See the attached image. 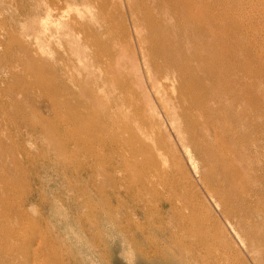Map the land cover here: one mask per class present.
<instances>
[{
  "label": "rangeland",
  "instance_id": "rangeland-1",
  "mask_svg": "<svg viewBox=\"0 0 264 264\" xmlns=\"http://www.w3.org/2000/svg\"><path fill=\"white\" fill-rule=\"evenodd\" d=\"M215 1L221 4L215 7L218 16L226 2ZM228 2L232 14L249 15L239 28L231 27L224 45L229 51L216 46V52L229 53L216 63L219 78L204 79L203 92L216 98L197 108L194 99L184 100L197 121L204 120L205 106L223 119V124L218 119L220 148L226 149L227 128L248 135L228 157L251 163L259 154L264 162V10L256 0ZM172 3L0 0V264H222L218 253L227 255V264H264L251 248L257 245L254 235L264 236V166L246 168L249 185L262 180L263 193L253 204L255 214L241 218L243 237L230 225L236 219L228 216V222L204 186L213 181L216 163L204 156L192 121L183 111L182 121L169 118L172 88L154 96L148 86L143 58L157 60L153 37L162 23L182 30L184 46L202 45L204 57L215 51L209 38L183 19V6L182 23L176 21ZM61 16L71 23V36L58 32ZM117 68L128 79L127 90L114 74ZM70 95L73 99L65 98ZM79 96L100 101L75 106ZM81 105L109 111L116 120L117 114L121 121L134 119L128 128L138 132V140L119 135L104 147L91 143L89 150L79 149L64 131L76 128L70 116ZM132 105L139 110L131 111ZM92 131L89 125L82 129L85 135ZM141 145L146 149L134 156L132 148ZM208 246L218 253L200 248ZM187 247L199 248L182 262Z\"/></svg>",
  "mask_w": 264,
  "mask_h": 264
},
{
  "label": "bare ground",
  "instance_id": "bare-ground-1",
  "mask_svg": "<svg viewBox=\"0 0 264 264\" xmlns=\"http://www.w3.org/2000/svg\"><path fill=\"white\" fill-rule=\"evenodd\" d=\"M171 1L173 2L172 4H173L174 9H176L179 12L178 16L176 17V21H179V23H182V8L184 7L185 11H183L184 12V15H183L184 18L183 19L187 20L188 22L192 21L193 26H195V30L198 33L202 34L205 38H209V40H207V43L210 41L209 45L214 46L215 51H214V53H211V54H208L205 56V57L209 58V63L206 64L205 57L199 52L200 46H202V45H199L198 42H194V43L190 42V44H188L187 46H184L182 44V30L180 29L179 31H177L173 25H168V24L165 25L164 23H162L161 25L158 26L157 34H155L153 37V39H154L153 41L155 43L157 42V48H159V50L157 51L156 56H155L157 58V60H154L150 56H149L150 58L148 56H144V58L142 57L143 58V66H144V70H145V74H146L145 77H146L148 86L150 88V91L154 96L160 95L161 91L165 90L168 87L172 88L173 93H174V98L170 99L169 101L174 107L173 108L174 112L172 114H170L169 118H171L172 121H176L177 118L180 119V121H182V111H183V117L187 120L192 121L193 126L196 128L195 129L196 134L194 137L197 140H199L204 156L205 157L210 156L213 160H215V163H216L215 164V171L213 172V174H214L213 181L212 182L205 181L204 186L206 187V189H208L213 194V199L215 201V205L217 206V210H221V212L226 216V218L228 216H233V218L236 220L231 222L230 225L232 226V228L234 229L235 232H237L241 236L245 237L246 236L245 227L243 226V224H240L242 222L241 218H244L246 215H249V214H255V210H253V204L255 205L256 197H259L261 195V193H263V187L261 188V181L262 180L260 181V183H258L259 182L258 180H257L258 182H256V181L254 182L256 184L258 183L257 186L249 185L248 175H247L248 173L246 171V168H247V166H249L248 170L253 168V167L255 169L256 168L260 169L261 165L264 166V162L262 161V159L261 160L259 159V154H255L254 158H256V159L252 160L251 163L246 158H244V159L238 158L237 159L236 157H231V158L228 157V153H229V155H232V154H235L238 152V147H239V145L241 146V143L243 141L242 139H245V138L247 139L248 135H246L245 132L240 134L239 130L236 132L235 129H232L233 126L230 128H227L224 131V133L226 135V139H224L225 144H226L225 148L227 150L220 148L219 145H220L222 140L219 137L220 134L218 133V130L220 128V125L223 124L222 123L223 119L220 120L218 113L209 109L208 106H205L204 108H202L203 109V115L205 117L204 120L203 121H197V119L190 117L191 116L190 112H191L192 108H191V105L188 106V104L186 103V100H184V98L187 96L189 98L194 99V103H193L194 107L193 108H195V107L197 108V104L200 106L201 105L204 106V105H206V102H208L210 100H214V98H216L215 93L208 91L206 94L205 92H203L204 79L207 77H210L213 79L219 78L220 71L215 69L216 63L219 62V60H222L223 58L226 59V54L227 55L229 54L228 53L229 47L226 48L224 46L225 45V39H226L227 35L229 34V32L232 33V31H233L232 28L237 29V27L239 28V26L243 25L244 21H246L248 15H249V12L247 14L244 11H241V12H238L237 14H232V8H231V5H229L228 0H225L226 3L223 4V8H224L225 12L222 14H219L218 16H217V14H218L217 12H219V11H215V7H218V6L220 7L221 4L218 3V5H217L215 0H171ZM256 1H257V4L260 6V9L262 7V9L264 10V0H256ZM222 3H224V2H222ZM252 16H253V14H252ZM261 17H263V16H261ZM261 17H259V18H261ZM63 19H64L63 16H61L59 19L56 20L57 22L60 21V22H58L59 24L56 22H55L56 24L54 23L55 25H57L56 27H58V28L61 25L60 26L61 30L59 29L58 32L61 34L62 38L71 36L70 35L71 32L69 33V31L72 30L71 25H70L71 23H69V22L66 23V20H63ZM75 21H76V19H75ZM252 21H254V20H252ZM166 22H168V21H166ZM192 22H191V24H192ZM247 24H246V26H247ZM248 25L250 26V24H248ZM53 28H55V27L53 26ZM42 29H44V27ZM42 29H39V30H42ZM244 29L247 31L249 29V27L244 28ZM56 30H57V28H56ZM250 30H252V29L250 28ZM255 30H256V28H255ZM43 32H45V31H42V33ZM43 35H44V33H43ZM244 37H245V35H244ZM39 38H41V35ZM228 38H230V37H228ZM70 40H71V42L68 40L70 42V44L73 43V41H75V40H72V38ZM69 42H68V44H69ZM87 44L89 45L88 42H87ZM76 45H78V44H76ZM218 45H220L223 48L228 49V51H224L223 49H221V51L216 52L217 51L216 46H218ZM218 50H219V48H218ZM82 52H83V50H82ZM215 52H216V54H215ZM241 55H243V54H241ZM30 58H31V56H30ZM133 60H135V59H133ZM236 60H238V58ZM79 63H81V62H79ZM119 65H120V63L118 64V66ZM82 68H83V66H82ZM84 68H85V66H84ZM86 68H88V67H86ZM140 68H141V66H140ZM120 69L117 68V72L115 73L114 70H113V72H114L115 76L121 80V83H122L121 86L127 90V88L130 87L128 85V82H127L128 79H127V77H123L122 70H120ZM33 70H35V69H33ZM224 70H225V68H224ZM228 72H229L228 69H226L225 73L224 72L223 73H224V75H226V74H228ZM85 73H88V72H85ZM91 73H93V72H91ZM111 75H113V73H111ZM60 78H62V77H60ZM107 78H108V76H107ZM110 78H109V80H111ZM109 80L107 79L106 81H109ZM61 82L63 83V81H61ZM64 83H66V82H64ZM68 84H69V82H68ZM74 84H75V82H74ZM110 85H112V84H110ZM76 86H77V84H75L74 87H76ZM116 87H115V89H116ZM88 88H90V87H88ZM118 89H119V87H118ZM118 89H116V90H118ZM57 90H58V88H57ZM70 90H71V88H70ZM119 90H120V93H122L121 89H119ZM58 92H59V90H58ZM58 92L56 91L52 94H55V97H56L58 95ZM77 92H75V93H77ZM133 92H135V91H133ZM88 95L89 94H86V96H88ZM182 95H184V97ZM182 97H183V99H182ZM65 98H67L68 100L73 99V97L71 95L67 96ZM74 98H76V97L74 96ZM84 100H87L88 102L90 101L93 105L96 103H99V101H100V99H99V101H97L98 98L92 97V96H90L89 98H86V99L83 96H79L78 102L75 106H79L80 103L81 104L83 103V105H86L87 103ZM161 101H164V99H162ZM134 106L133 105L130 106L131 107L130 110L131 111H136V110L138 111L139 109L137 107H134ZM166 106H167V104H166ZM96 110H94L93 108L89 109L87 106H82V107H75L74 108V112L76 114H74V112H73V114L71 113L70 121L72 122V125H74L76 128L75 129H69L70 128L69 127L64 132L67 136H69V137L71 136V138L76 142L75 144L77 145V147L79 149H85V150L88 149L89 150L91 143H92V145L104 147L105 145H108L109 143L111 144V142H113L119 135H122V136L126 135L127 138L130 139L129 141L138 140V136L136 134L138 132H136V130L128 128L129 127L128 124L131 121H133L134 119H132L128 116H125L121 121V120H119L120 114H117L118 119L116 120L117 117L115 118L114 115H112V113H109V111H106V113L102 114L99 112V110H98V112ZM230 110H232V109H230ZM104 112H105V110H104ZM218 119L220 120V122L222 124H220L218 122ZM64 122H63V124H64ZM143 122L145 123L146 120L143 119ZM69 124H71V123L69 122ZM86 125H89L93 128L92 134L85 135L82 132L83 127H86ZM138 131H140L141 134L144 133L141 129ZM126 143H127V141H126ZM248 146H249V144H248ZM140 148H141L142 152H144V150L146 149L142 145L136 149L132 148V151H133L132 153L134 154V156L138 155V152H140ZM226 151H228V152L226 153ZM263 159H264V155H263ZM255 169H253L252 171L254 172ZM248 172H250V171H248ZM261 178H263V177L259 176L258 179L260 180ZM139 182L143 186H148L147 185L148 182H146V180H142V181L140 180ZM153 184H155V183H153ZM235 213H237L239 217ZM227 220H228V222H230L228 218H227ZM184 234H185V232H184ZM184 238H185V236H184ZM205 238H207V237H205ZM254 241L256 242L257 245H256V247H251V248H253L255 250V253H257L261 259H264V236L254 235ZM199 242L202 244L206 241H204V239H202ZM198 248L199 247H187L186 254L182 253V262L187 261L192 257H195V254H196ZM200 248H202L203 250H206V252H205L206 254H209L210 252H214L216 254L219 251V250L212 251V249L214 247H209V246L208 247H200ZM218 254H217V256H219L221 258L222 264H225V263L227 264V262H225L227 255H225V254L218 255Z\"/></svg>",
  "mask_w": 264,
  "mask_h": 264
}]
</instances>
